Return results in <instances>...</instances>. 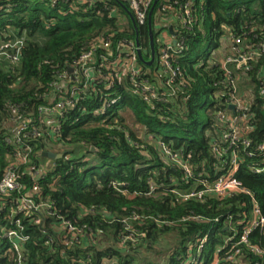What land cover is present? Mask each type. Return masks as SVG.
Returning a JSON list of instances; mask_svg holds the SVG:
<instances>
[{"label": "trees", "instance_id": "trees-1", "mask_svg": "<svg viewBox=\"0 0 264 264\" xmlns=\"http://www.w3.org/2000/svg\"><path fill=\"white\" fill-rule=\"evenodd\" d=\"M188 1L193 16L185 28ZM126 8L133 13L127 0L93 5L0 0V51L6 43L25 39L20 52L12 47L0 52V182L8 168L18 165L23 184L19 191L0 194V264H212L224 257L225 250L217 251L231 227L242 231L245 225L238 222L250 216L253 197L245 193L182 199L174 191H187L194 179H184L164 147L188 160L196 176L214 180L229 171L223 135L230 131L225 115L232 111L222 65L230 54L223 49L229 39L244 45L245 52L259 43L264 50V0L159 1L153 14L157 60L147 65L138 59L137 83L148 80L165 100H146L130 75L114 66L119 42H135L137 35L144 58H151L148 20L139 24L133 13L135 27ZM165 33L174 39L172 64L178 76L173 86L167 85L170 73L160 64ZM102 40H111V48H98ZM94 48V79L75 103L62 109L63 117L40 113V107L69 97L73 77L68 74L59 87V74ZM211 48L223 51L222 59L208 53ZM16 54L19 62L13 59ZM246 77L253 87L241 95L240 115L250 122L244 134L251 142L247 152L256 153L264 139L261 50ZM25 122L29 129L21 142H8ZM27 148L31 154L24 164ZM238 149L242 164L237 178L264 210V172L250 169L259 157L246 155L242 145ZM44 152L63 156L49 158L51 170L35 174L38 157H47ZM23 196L47 207L18 212L16 201ZM250 239L264 248V235L256 232ZM246 264H264V257L251 253Z\"/></svg>", "mask_w": 264, "mask_h": 264}, {"label": "built area", "instance_id": "built-area-1", "mask_svg": "<svg viewBox=\"0 0 264 264\" xmlns=\"http://www.w3.org/2000/svg\"><path fill=\"white\" fill-rule=\"evenodd\" d=\"M83 3H88L89 5L95 4L96 0H80ZM131 9L139 22V24H145L148 20L150 10L153 6V0H127ZM192 11H191V1H188L185 6L184 16H183V27L187 28L192 23ZM169 34V33H165ZM164 43L161 47V66L168 70L170 77L167 80L168 86H173L178 76V70L173 67L172 58V41L164 37ZM25 39L20 38L13 43H6L1 47V53H6L5 49L12 47L17 50H21V47L24 45ZM242 43L241 38L236 40V44L239 45ZM112 45L111 40L101 41L98 45V48L110 49ZM257 48L245 52L242 49H239L238 53L229 55L225 60H223L222 68L226 73V84L229 87L228 95V105L232 113L226 114L225 119L229 122L230 131L223 135V139L227 144V149H224V153H229V161L226 162L229 171L218 177L214 180H209V178L203 176L202 173H199L197 176L194 175L191 164L186 159H182L179 155L172 153L169 149L164 147V150L167 154V157L172 162L177 163L184 172V179L189 181L191 178L194 179L193 186L187 191H174L182 199H205L208 196L217 197L219 199L226 198L235 193H245L252 196V210L250 216L247 218L240 219L238 224L245 225L242 231H239L237 226L231 227V235L227 237L226 243L223 247L219 248L217 254L224 252V257L221 259L219 256L214 260L212 264H221V262L226 261L231 264H246L248 260V255L251 253L259 254L264 257V248L259 244L251 243V235L253 233L259 232L264 235V210L262 206L258 203L257 199L253 196L251 191L244 187L241 180L237 178V172L239 171L241 163V152L238 149L241 145L246 155L250 157L257 156L259 159L252 162L250 169L254 173L264 172V139L259 143L256 153H248L247 149L251 146L250 140L244 137V134L250 129V122L248 120H243V116L240 115L244 108L243 101L241 99L239 81L246 77V70L248 65L253 59L254 55L258 54V51L261 50V53L264 52L263 44L259 43L256 46ZM120 57L115 62L116 67L120 68L125 72V74L130 75V79L137 83L138 76L141 74V68L138 65V47L136 41H127L121 40L117 46ZM241 51V53H240ZM95 53L96 48L91 49L85 52L80 59L76 60L72 69L73 72L66 71L62 74H59L58 85L60 87L61 82L64 83V80L68 78V74H71L73 77L74 86L70 91L69 97L58 101L50 106H43L39 108L40 113H46L48 115H59L60 117L64 116L62 109L69 107L75 103L77 99L76 95H79V92L83 87H86L91 80L94 79V73L96 72L97 67L95 66ZM13 59L16 62H19V54L14 55ZM107 59V58H106ZM128 68L126 69V66ZM139 89L145 93V99H159L165 100L166 95H160L157 92V89L152 85L148 80L144 82L137 83ZM264 96V87L261 91ZM170 94V93H169ZM231 105L235 106V109H231ZM242 121V124L239 122ZM29 129V122L23 123L16 131L14 138H8V142H21L24 132ZM59 131L60 128L58 127ZM56 132V130H55ZM33 134H38V129L33 130ZM31 154V149L27 148L26 152H23L22 162L24 164L29 163V156ZM16 167V168H15ZM17 166H11L7 169L4 178L0 182V194H8L14 191H19L23 188L21 183V175L17 169ZM35 174H41L40 171H36ZM47 207V204L40 203L33 200L29 196H23L16 201V209L18 212H28L32 210H40ZM38 222V221H37ZM228 225L232 221L227 220ZM226 222V223H227ZM229 227H227L228 229ZM70 231L75 232V228L70 227ZM12 236H15V232H10ZM76 239L78 240L77 235L75 234ZM132 240H136L133 235L130 236ZM129 237V238H130ZM205 242V239L201 240V246Z\"/></svg>", "mask_w": 264, "mask_h": 264}, {"label": "rangeland", "instance_id": "rangeland-1", "mask_svg": "<svg viewBox=\"0 0 264 264\" xmlns=\"http://www.w3.org/2000/svg\"><path fill=\"white\" fill-rule=\"evenodd\" d=\"M170 40V38L168 39ZM244 45L242 48H240V46H235L233 42H231L229 39H227L225 41V50L224 53L228 54H235L239 52V49H243ZM208 53L212 54L213 57H217L218 59H222L220 57V55H222L223 51H218L215 50L213 48L208 49ZM224 57V56H223ZM128 68V65L126 66V69ZM247 78V77H246ZM243 78L241 81H239V89H240V93H244V91H247L250 89V87L252 88L253 85H250V81H248V79ZM242 95V94H241ZM128 117V115H127ZM128 121H131V119L128 117ZM51 147L54 151L58 152V151H62V148H60L59 146L55 145V144H51ZM67 149V148H66ZM68 150V149H67ZM79 155H83L82 150L80 151V153H78ZM39 161H40V168L39 171H49L51 170L52 167H50V165H53V161L49 159V157H45V156H39L38 157Z\"/></svg>", "mask_w": 264, "mask_h": 264}, {"label": "water", "instance_id": "water-1", "mask_svg": "<svg viewBox=\"0 0 264 264\" xmlns=\"http://www.w3.org/2000/svg\"><path fill=\"white\" fill-rule=\"evenodd\" d=\"M159 1L160 0H155L154 1V4H153V6H152V8L150 10L149 17H148V24H149V31H150V48H151V58L149 60H146L144 58L143 50H142L141 43H140L138 35H137V38H136V44H137V47H138V51L137 52H138L139 59L142 62H144L145 64H147V65H153L156 62V60H157V50H156L155 41H154L153 14H154L155 8H156L157 4L159 3ZM126 9L129 12L130 16L132 17V20H133V23H134L135 27H137V23H136V20H135V17L133 15V13L128 8H126ZM169 29L172 32V26H170ZM174 43H176V41ZM70 72H73L72 68H70ZM230 107H231V109H235L234 105H231ZM92 150H95V148L93 147ZM44 155H46L50 159L61 158L63 156V154H55L53 152H44Z\"/></svg>", "mask_w": 264, "mask_h": 264}, {"label": "crops", "instance_id": "crops-1", "mask_svg": "<svg viewBox=\"0 0 264 264\" xmlns=\"http://www.w3.org/2000/svg\"><path fill=\"white\" fill-rule=\"evenodd\" d=\"M170 26H173V25L170 24V25H169V28H170ZM164 37H166L167 39L170 38L171 41L174 40V39L170 36V34H164ZM244 92H245V91H244Z\"/></svg>", "mask_w": 264, "mask_h": 264}]
</instances>
